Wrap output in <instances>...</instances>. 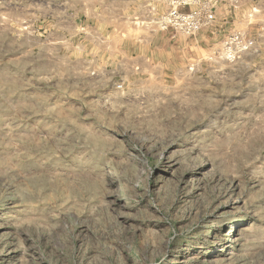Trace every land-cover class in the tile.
Masks as SVG:
<instances>
[{
    "label": "rangeland",
    "instance_id": "obj_1",
    "mask_svg": "<svg viewBox=\"0 0 264 264\" xmlns=\"http://www.w3.org/2000/svg\"><path fill=\"white\" fill-rule=\"evenodd\" d=\"M147 1L111 50L94 0H0V264H264V0L170 44Z\"/></svg>",
    "mask_w": 264,
    "mask_h": 264
},
{
    "label": "built area",
    "instance_id": "obj_2",
    "mask_svg": "<svg viewBox=\"0 0 264 264\" xmlns=\"http://www.w3.org/2000/svg\"><path fill=\"white\" fill-rule=\"evenodd\" d=\"M165 10L159 12L155 6L143 20L149 25L171 31L172 34L184 33L192 35L210 26L216 20L215 7L218 1L207 0H160ZM237 1V0H234ZM142 22V21H141ZM251 43L239 40V34L227 37L223 50L228 58L235 57L250 47Z\"/></svg>",
    "mask_w": 264,
    "mask_h": 264
},
{
    "label": "crops",
    "instance_id": "obj_3",
    "mask_svg": "<svg viewBox=\"0 0 264 264\" xmlns=\"http://www.w3.org/2000/svg\"><path fill=\"white\" fill-rule=\"evenodd\" d=\"M96 4L92 6L93 11L96 13V34L101 36H107L109 40L107 43V49L114 50V46H110V42L114 40L115 36H118V32L124 31L125 21L122 19L126 15L125 13L129 11L130 2L132 0H94ZM148 0L147 2H149ZM223 21V20H222ZM216 30L222 33L223 29V22L219 19L215 24ZM219 27V28H217ZM179 34V33H178ZM178 34H172L171 31L165 32L161 35L160 42L170 44L175 42L174 40L177 39ZM143 41V40H141ZM133 42L132 48L137 51V55L133 56V58H140L143 56L144 58V50L146 46L144 42ZM167 41V42H166ZM102 42V40H100ZM153 40H150L149 43H152ZM155 42V39H154ZM119 51L122 53L129 52V48H126V45L120 44ZM135 52V51H134ZM151 60L152 58H148Z\"/></svg>",
    "mask_w": 264,
    "mask_h": 264
},
{
    "label": "bare ground",
    "instance_id": "obj_4",
    "mask_svg": "<svg viewBox=\"0 0 264 264\" xmlns=\"http://www.w3.org/2000/svg\"><path fill=\"white\" fill-rule=\"evenodd\" d=\"M232 247V246H231ZM234 248V247H233Z\"/></svg>",
    "mask_w": 264,
    "mask_h": 264
}]
</instances>
